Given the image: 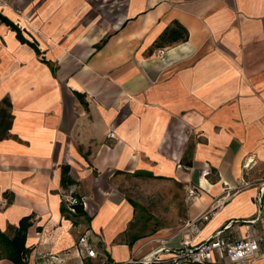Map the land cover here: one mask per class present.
I'll use <instances>...</instances> for the list:
<instances>
[{
  "label": "crops",
  "instance_id": "1",
  "mask_svg": "<svg viewBox=\"0 0 264 264\" xmlns=\"http://www.w3.org/2000/svg\"><path fill=\"white\" fill-rule=\"evenodd\" d=\"M4 103L0 230L30 216L27 264H175L208 208L194 243L259 236L239 264H264V0H0Z\"/></svg>",
  "mask_w": 264,
  "mask_h": 264
},
{
  "label": "built area",
  "instance_id": "2",
  "mask_svg": "<svg viewBox=\"0 0 264 264\" xmlns=\"http://www.w3.org/2000/svg\"><path fill=\"white\" fill-rule=\"evenodd\" d=\"M111 137L115 136L114 131H110ZM199 191L195 187L188 189V195L190 198H196ZM67 209L72 213L78 212V206L82 203L81 199L72 193L65 195L64 197ZM221 202V199H216V205ZM6 200L0 199V208L5 207ZM214 214V209L208 208L202 211L201 214L185 223L187 228L185 232V238L182 245L174 250L172 260L175 264H217L214 260L215 253H218L220 257H227L233 263L239 264L254 258L260 248L261 238L255 235H246L238 240L231 241L223 238L220 232L208 238L194 243V240L202 232L203 228L211 220ZM80 245L85 251L88 257H98L93 244L89 241L88 234H84L80 238ZM164 247L157 250V253L161 252ZM159 256L152 255L144 257L142 264H155L159 262ZM138 260L133 259L131 263H137Z\"/></svg>",
  "mask_w": 264,
  "mask_h": 264
},
{
  "label": "trees",
  "instance_id": "3",
  "mask_svg": "<svg viewBox=\"0 0 264 264\" xmlns=\"http://www.w3.org/2000/svg\"><path fill=\"white\" fill-rule=\"evenodd\" d=\"M78 210H80V207ZM30 219V216H27L20 220L19 227L16 229L13 238H10L6 233L0 230V249H2L4 253L0 258H9L15 264H27V258L25 256L29 249L26 247V238L28 228L31 225Z\"/></svg>",
  "mask_w": 264,
  "mask_h": 264
},
{
  "label": "rangeland",
  "instance_id": "4",
  "mask_svg": "<svg viewBox=\"0 0 264 264\" xmlns=\"http://www.w3.org/2000/svg\"><path fill=\"white\" fill-rule=\"evenodd\" d=\"M8 106L7 104H0V136H2L5 133V126H7V123L9 121L8 116ZM134 201L138 203L139 201V196L138 195H132ZM159 212V210H157ZM156 209L154 208L153 212H157ZM166 214H168V211H164ZM184 228V226H183ZM4 254L3 250L0 249V256Z\"/></svg>",
  "mask_w": 264,
  "mask_h": 264
}]
</instances>
